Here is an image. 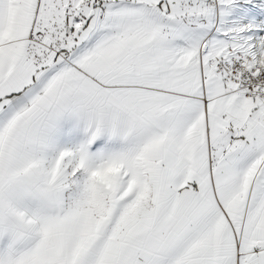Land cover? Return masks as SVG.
<instances>
[{
    "label": "snow or ice",
    "instance_id": "obj_1",
    "mask_svg": "<svg viewBox=\"0 0 264 264\" xmlns=\"http://www.w3.org/2000/svg\"><path fill=\"white\" fill-rule=\"evenodd\" d=\"M0 264H264V0H0Z\"/></svg>",
    "mask_w": 264,
    "mask_h": 264
}]
</instances>
